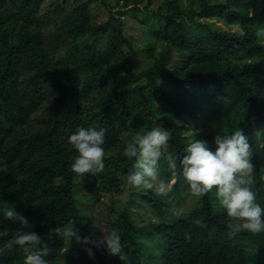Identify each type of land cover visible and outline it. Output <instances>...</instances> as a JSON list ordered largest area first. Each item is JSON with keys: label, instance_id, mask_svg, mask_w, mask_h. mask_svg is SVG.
I'll return each instance as SVG.
<instances>
[{"label": "trees", "instance_id": "16d2710c", "mask_svg": "<svg viewBox=\"0 0 264 264\" xmlns=\"http://www.w3.org/2000/svg\"><path fill=\"white\" fill-rule=\"evenodd\" d=\"M46 1L0 0V232H8L0 246L20 228L18 221L4 218L5 210L14 208L48 244L49 264H264V232H241L230 239L229 218L215 189L196 196L188 217L172 206L190 191L180 165L189 143L209 144L216 135L241 129L252 149L250 186L264 208L258 152L264 140V45L257 35L264 32V0H192L186 9L178 0H165L155 10L154 0H146L143 9V0H137L132 11L152 18L143 26V48L124 32L125 12L119 8L125 1L117 14L108 6L109 19L98 24L91 23L85 2L68 15L69 22L44 35L33 26ZM214 21L236 30L216 28ZM146 31L150 39L145 44ZM174 51L184 56L176 70L170 67ZM141 52L143 68L137 71ZM161 80L167 85L161 87ZM216 107L225 118L213 131L207 119ZM80 127L106 129L105 169L94 177L71 170L76 152L68 137ZM156 127L171 133L158 168L170 191L162 197L139 187L137 200L131 198L135 211L111 212L108 227L118 229L123 261L103 246L75 239L69 244L49 232L75 224L82 238L99 237L91 222L81 220L74 182L83 180L82 190L89 194L119 189L135 164V158L122 154L126 141ZM168 154L176 160L175 171L168 169ZM143 211L149 220L138 223ZM62 247H69L65 255ZM0 264H24V256L14 248L0 254Z\"/></svg>", "mask_w": 264, "mask_h": 264}, {"label": "clouds", "instance_id": "9594fccd", "mask_svg": "<svg viewBox=\"0 0 264 264\" xmlns=\"http://www.w3.org/2000/svg\"><path fill=\"white\" fill-rule=\"evenodd\" d=\"M264 36V32L257 33ZM105 128L80 127L68 137V143L75 150L74 162L71 170L78 176H96L105 169ZM125 136L129 133L125 131ZM171 133L159 127L150 131H137L126 141L123 156L132 160L135 158L134 169L127 176V183L132 187H143L154 190L157 195H166L170 185L159 177V162L165 156ZM215 150L207 146V142L196 139L189 143L186 155L180 160L182 175L187 181L190 193L201 197L215 189L219 205L226 211L229 218L227 235L230 239L241 232H264V208L257 203L256 193L251 188V177L254 165L251 162L252 149L242 130L231 134L216 135L214 138ZM168 169L175 171V158L166 156ZM4 218L19 222L20 228L14 235L0 246V254L11 252L14 248L21 250L24 264H49L46 257L51 249L42 239V236L31 229L34 228L27 218L18 214L15 209H7ZM113 216L112 220H117ZM46 227V223L42 224ZM22 229H28L23 231ZM100 229V228H99ZM101 235L93 239L81 237L75 224L55 226L49 229L56 238L69 242L75 239L78 243L103 246L109 256L125 259V245L121 241L118 229L101 230ZM8 232H0V237L7 236ZM191 237L186 233L185 239ZM69 248V247H68ZM68 248H61L60 253L65 255ZM85 251L90 257L93 253L90 248Z\"/></svg>", "mask_w": 264, "mask_h": 264}, {"label": "rangeland", "instance_id": "374dc122", "mask_svg": "<svg viewBox=\"0 0 264 264\" xmlns=\"http://www.w3.org/2000/svg\"><path fill=\"white\" fill-rule=\"evenodd\" d=\"M125 1V6L120 7V2ZM137 0H47L39 11V15L36 19V24H34V28L38 29L44 35H48L51 31L60 28L62 25L64 26V22L68 21L71 13L74 11H78L79 8L85 3H89V11H90V20L92 24L104 23L109 19L110 12L108 6L113 7V13L118 11V8L121 9L124 13V17L121 18L122 25L124 26V32L129 40L135 44L138 48L142 46L141 41L143 40V26L148 27L151 23L152 18L143 13H137L132 11L136 4ZM165 0H154L151 6L152 10H155L158 6H160ZM183 8H189L192 0H178ZM224 0H209L210 3H220ZM146 4V0L140 5V9ZM117 14V13H116ZM216 28H221L225 30H236V28L230 29L226 27L221 21L213 22ZM146 30V28L144 29ZM145 40L144 43H148V39H150L148 31L145 32ZM259 41L264 45V36H259ZM102 44V43H101ZM135 47V48H136ZM59 53V52H57ZM52 56V54H51ZM143 52L140 54V58L136 64V70L140 71L143 68ZM184 59L183 54L178 53V51H174L173 58L170 63V67L174 70L178 69L181 65L182 60ZM251 61L250 59H236V62L243 64L245 62ZM161 87L167 85L165 80L160 81ZM169 90V88H167ZM154 109L157 111L159 115H162V108L155 104ZM212 114V118L207 119V125H212L211 130L217 131L219 129L220 123L225 118L224 110L220 108H213L210 110ZM207 146L212 147L215 150V143L210 142ZM259 156L261 159L262 167L264 168V140H260L259 148H258ZM2 163L0 156V164ZM2 172L0 168V173ZM76 187L75 189V200L78 207V210L81 215V220L84 222H91L96 228L97 232L101 234V230H109L108 220L109 215L114 210H122L124 207H129L131 210L135 211L137 206H135L131 202L133 200H137L136 187H132L127 183V178L121 179V185L117 190H110L106 192H102L100 189L93 194H89L86 190H82L86 186L83 180H76L74 182ZM143 190V187H140V191ZM158 196H167L166 195H158ZM172 199L173 196L168 197ZM196 196H193L190 191L186 192L184 197L179 201L172 202V206L175 209V212L179 215L186 214L184 217H188L190 214V210L194 207L196 203ZM190 211V212H189ZM144 219L138 218V223H146L149 219L146 215ZM139 217L142 215L139 213ZM153 221L157 220L152 218ZM100 228V229H99ZM76 244V243H75ZM75 247V246H74ZM157 257V256H156ZM159 257V256H158ZM156 258L158 262H160L159 258Z\"/></svg>", "mask_w": 264, "mask_h": 264}]
</instances>
